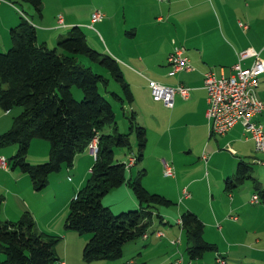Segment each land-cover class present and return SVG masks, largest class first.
Listing matches in <instances>:
<instances>
[{
    "label": "crops",
    "instance_id": "obj_1",
    "mask_svg": "<svg viewBox=\"0 0 264 264\" xmlns=\"http://www.w3.org/2000/svg\"><path fill=\"white\" fill-rule=\"evenodd\" d=\"M50 1L56 3L57 9H59V6L66 7L71 13L67 16L57 14L59 16L54 18L57 23L46 24L45 17L48 14L46 3H50ZM134 1L137 2L135 4L138 6V10L133 9L128 0H41L42 16L38 17L33 14L28 6L19 3L13 4L4 0V2L0 3V52L10 48L8 37L10 28H13L12 26L18 21L20 23L25 19L36 30L37 43L45 46L51 43L49 41L58 24L69 27L78 26L81 29L84 27L86 30H92L94 25H103L104 21L108 20V27L111 28V26L117 27L118 24L116 22L119 17L123 23L118 25L119 28L129 27L128 29H133L134 31H137L136 29L138 28V37L140 38V43H138V88L134 84L133 86L130 85L131 88L127 85L131 94L133 89L137 91L138 111L143 112L139 106V97H147L148 105L151 108V114H147L149 115L150 126L152 130L159 132L157 145L165 153V158L164 156H161V158L156 156L157 160L161 159V162L157 161V163L160 167H163V162H166L163 159H166L172 162L173 170L178 171L179 158L183 155L182 151H185L184 154L190 155L192 160L199 162L198 165L200 167L202 165L207 171L204 179L187 180L183 185L176 186V198L168 192H159L158 194L168 197V200H174L178 199L182 190L186 188L190 195L185 197L180 203L178 214L183 211L194 213L204 225V240L214 244L216 251L212 252L211 255L206 256L205 254L201 259L195 261L189 260L187 256L184 258L180 248L184 244L185 250L186 240L183 232L176 225V221L178 225L181 223L178 218L175 221L178 233L170 232L169 235H165L157 229L149 230L146 233L147 237H142V239L149 241L153 233H155L152 235L155 240L163 239L166 249L171 251L170 258L164 260L165 263L169 264L179 258H182L183 264H217V257L223 258L225 264H264V235H261L260 230V224L264 223V203L252 204L250 202L251 198L256 195L253 189L254 183L264 184V180L259 183L261 176L264 177V174L260 173L262 169L264 170V153L254 152V144L250 136L244 133L241 125L234 126L224 136L210 135L205 117L207 108L206 92L203 89L204 74L211 72L217 78L230 76L232 74L231 69L236 64L238 55L249 48H253L259 53V60L264 67V58H261V53L264 52V0ZM113 5H118L119 7L113 9ZM96 12L103 15V20L92 24L91 16ZM136 14H138V22L135 19ZM129 16L133 19L130 22L131 24H128L126 20ZM58 19H61V24L58 23ZM240 25H245L247 29L242 30ZM90 26L92 27L90 28ZM38 28H40V31ZM43 32L47 33V35H39ZM176 47L184 49V56L188 59L191 67L190 71L170 74L171 68L166 59ZM109 56L118 64L123 63L114 54ZM251 63V60H246L242 64L248 67ZM150 65H155L156 69L149 74V78H146L143 74ZM145 79H150V81L171 88L186 87L189 89V98L184 100L179 95H175L173 106L167 108L160 102L152 101ZM257 97L263 105V110L252 119V122L260 126L264 131V74L259 78ZM10 114L11 112L6 113L0 109V135L8 132L10 127L14 126L13 121L7 119ZM136 118L138 119V122L136 119V124L144 129L146 138L145 127L148 124L143 119ZM180 120H185L187 123L186 129L191 133V136L193 135L192 131L198 132L201 137L199 142L188 144L186 141L187 144H183L182 148L174 146L173 136L171 137L172 127L177 128L173 125ZM147 144L148 140L146 138L143 156ZM201 149L202 152L200 154L193 153L194 151L199 153ZM209 150L210 155L206 153ZM86 152L88 153V158H90L89 156L94 158L88 149L80 153V157L87 154ZM168 153H170V156ZM128 155L132 154L128 152L125 158L119 156L118 159L116 157L115 159L124 163L128 160ZM217 155L220 158L228 157L226 158L227 161L226 159L215 161L214 168L211 167L212 172L218 174V179L220 181L223 179V184L225 179L232 177L234 171L236 172L237 164L240 163L251 169L252 180L246 181L249 182V185H245L244 182L242 186L232 191H226L224 187L222 188L223 184L219 183L218 188L213 191L210 182L206 183L205 178H210L207 168L214 162L213 158ZM87 156L83 159H87ZM0 157L3 156L0 155ZM29 162L32 163L30 160ZM254 164L260 166L255 174L251 168ZM9 167H11L10 164H8L7 170H0V198L4 197L6 203V205L4 204V209H0V216H2L4 221H15L25 211H31V208L24 207V203L25 194H31L32 192V184L31 181L25 178L26 175L16 170L9 171ZM71 169H67V172L71 173ZM125 169L129 171V179H132V168L130 170L129 168ZM142 170L146 174V169L143 168ZM177 178L178 176L173 173V176L167 179L177 181ZM70 179L71 177H68L69 181ZM143 180L142 178L141 184ZM147 189L149 193L152 192L150 188ZM209 192L210 199H208ZM127 195L130 199L129 193ZM202 195H206V198ZM9 197L14 199H12L14 207L11 215L4 211L7 207V202L10 201V199L8 200ZM201 199L204 200L202 203L204 206L199 212L198 210L196 212L193 208L199 207L198 204L201 203L199 202ZM132 204L138 207L135 198H133ZM106 206L109 207L108 205ZM23 209L25 210L22 211ZM161 213L162 217L158 214V211L155 212L154 219L157 220L159 225L162 223L172 228L170 224H166L163 221L167 213ZM234 218L237 221H233ZM209 231L211 234H209ZM157 232L162 233L164 236L157 238ZM56 233L61 232L58 231ZM183 239L184 243H182ZM176 240H179V248H176L173 253L170 245H172L171 242ZM172 246L177 247L178 245ZM60 263L67 264L66 261H60ZM126 264L134 263L129 260Z\"/></svg>",
    "mask_w": 264,
    "mask_h": 264
},
{
    "label": "trees",
    "instance_id": "obj_2",
    "mask_svg": "<svg viewBox=\"0 0 264 264\" xmlns=\"http://www.w3.org/2000/svg\"><path fill=\"white\" fill-rule=\"evenodd\" d=\"M7 1L24 4L35 16H42L41 0ZM8 37L10 48L0 53V109L4 112L15 107L23 110L12 129L0 135V146L17 148L15 156L8 160L11 170L18 169L27 175L32 188L40 190L46 186L49 175L60 172L64 166L71 169L75 156L87 150L96 139L97 152L90 177L69 203L64 228L78 235H89L82 252L84 262L117 260L122 257V248L126 244L146 235L159 207L174 205L163 196L149 193L141 185L144 170L136 178L129 179L124 163L115 159V150H131L129 135L134 133L136 163L142 160L146 144L144 129L136 124L134 114L127 112L129 134L115 132L111 105L98 92L99 86L107 88L108 81L85 67L81 58L106 70L110 79L122 89L123 97L110 94L131 106L133 97L120 67L109 55L92 50L78 26L72 27L66 36H59L52 50L37 43L35 28L25 20L10 28ZM74 87L81 92L79 102L74 98ZM105 128L114 134L104 135ZM33 139L49 144L48 160L38 166L29 165L25 159ZM250 172L248 166L238 163L235 175L225 179L224 189L232 191L252 180ZM123 185L133 191L139 210L114 215L102 205V199L110 190ZM253 189L259 202L264 203V184L254 183ZM1 206L2 198L0 209ZM178 220L189 260H199L216 251L215 246L204 240V225L195 214L186 211ZM0 257V264H60L54 254L53 241L37 232L27 213L16 223L0 221Z\"/></svg>",
    "mask_w": 264,
    "mask_h": 264
},
{
    "label": "rangeland",
    "instance_id": "obj_3",
    "mask_svg": "<svg viewBox=\"0 0 264 264\" xmlns=\"http://www.w3.org/2000/svg\"><path fill=\"white\" fill-rule=\"evenodd\" d=\"M128 1H130L128 3L131 5L133 9L138 10V6H136L135 4L137 3L136 1L134 0H128ZM46 6L48 9V14L45 17L46 24H50V23L55 24L57 23V20H55L54 18H56L60 14H63V16H67L71 13L70 10L65 6H64L65 8L59 6V9H57V5L53 1H50V3H46ZM115 7L118 8L119 6L113 5V9H115ZM133 18H134V13H133ZM135 19L136 22H138V14H136ZM126 20L128 24H131L130 22L133 21V19L130 16L126 18ZM107 23L108 20H105L103 25L96 24L94 25V29L92 30H86L84 27H82V30L86 37L87 45L92 50L100 54H104L107 56L114 54L115 56L120 58L121 62L123 63L118 65L120 67V72L122 73V77L124 81L129 86L130 85L133 86L134 84V86L138 88V43H140L139 42L140 38L138 37V28L136 29L137 31H134L133 29H128L129 27L119 28L118 25L123 24L122 20L119 17L116 22L118 24L117 27L111 26V28H109ZM18 24L19 21L12 27H17ZM71 28L72 26L70 27L61 26L58 24L57 29H55L49 41L51 43L48 46H46V48L50 50L55 48L56 39L58 38V35L66 36L70 32ZM38 30L40 31V28H38ZM39 35L46 36L47 33L43 32L40 33ZM7 50L8 49H6V51ZM253 50L257 52L255 49ZM4 52H0V53H4ZM261 54H262L261 58L263 59L264 52ZM81 62L85 67L90 68L93 73L105 77L106 78L105 80L108 81L107 88L105 89L104 86H99L98 92L111 105L112 112L114 114L113 123L115 124V130H116L115 132L118 135L129 134V122L127 117L125 116L128 114L127 112H131L135 114L136 117L143 119L146 122V124H148L147 127H145L148 144L144 156L142 158L143 160L140 163H136L135 155L137 152V142L135 140L134 133H131L129 135V141L131 143L130 151L125 149L115 150L116 159H118L119 156L125 158V155H127L128 152H130L132 155L130 156L128 155L127 157L128 158L133 157L135 159V163L131 167L132 179L136 178L138 173H140L141 170L145 168L147 172L143 177L144 180L141 185L146 190H148L147 188H150L152 190V192H150L151 194H158L159 192H165V193L168 192L173 196H175V198H176V186L183 185L184 183H186L187 180L192 181L199 178L204 179V175L207 171L203 168L202 165L201 167L198 165L199 162L192 160L190 158V155L184 154L185 151H182L183 155L179 158V163L177 164L178 171H174L171 165L172 162L171 161L169 162L166 159L163 160H165L167 163L163 162V167H160L157 161L161 162L160 161L161 159L157 160L156 158L157 157L161 158V156H164L165 158V153L157 145V140H158L157 138L159 136L158 135L159 132L157 130H152L150 126V121L148 117L149 115L147 114H151V108L148 105L147 97L145 96L139 97V101H140L139 106L143 112L138 111V96L136 93L137 91L135 89H133L132 91V95L134 98L132 105L128 106L126 102L123 104L120 100L113 98V96L110 94V93H114L115 95L117 94L120 97H123L122 89L113 79H110L111 77L110 74L106 70L98 66L97 64L87 60L85 57L81 58ZM155 69H156L155 65H150L148 69H146V72H144L143 76L149 78V74L154 72ZM149 80L150 79H145L147 83V87ZM72 91L75 99L78 100V102L81 101V92L75 87L72 89ZM22 111L23 110L19 107L13 108L10 111L11 112L10 116L7 119L13 121L14 124L15 119L21 114ZM10 112H6V113H10ZM156 114H157V110H156ZM136 117H135V121L137 119ZM186 124L187 123L185 122V120H180L179 122H176L173 125L176 126L177 128L172 127L171 137L173 136L172 138L173 141L175 142L174 143L175 147L182 148L183 144H187V142L188 144H190L191 142L195 144L199 142V140L201 139V137L198 135V132L195 131H192L193 135L191 136V133L186 129ZM12 127L13 126H11L9 130H11ZM113 132L109 128L104 129V135L105 134L113 135L114 134ZM16 151L17 148L14 145L0 147V155L3 156L7 161L8 160L11 161V159L15 156ZM201 152L202 149L199 151V153L198 151H194L193 153L200 154ZM206 153L210 155V150L207 151ZM87 155L88 153L84 154L83 157H80V153H79L75 156L74 161L72 163V169L70 171L71 173L67 172V168L64 166L61 168L60 172L56 174L55 173L51 174L47 177L46 179L47 183L44 188H41L40 190L37 191L32 188L31 194H25L24 207L31 208V211L27 210L24 213H22V215L20 216L23 217L27 213L31 217L32 221L35 224V228L37 229V232L40 235L44 236L45 239H50L53 241L54 254L58 258V260L63 262L66 261L67 264H126L129 260L133 261L134 264H169V263H165L164 260L170 258L171 251L170 250L168 251L166 249L165 241H163V239L155 240V238H153L152 235H154L155 233H153L150 236L149 241H144L141 238L139 240H136L135 242L126 244L122 248V252H123L122 257L117 260L114 261L99 260L90 263L83 261L82 252L85 247V244L89 239V235L87 234L78 235L72 231L65 230L64 222L68 215L69 203L74 198V196L85 187V184L90 177V170L94 165V158L92 156H89L91 158L90 161V158H88ZM168 155L170 156V153H168ZM86 156L87 159H83ZM48 157H49L48 142L40 139H33L30 142L29 149L25 157V159L27 160L29 159L32 162L30 163L28 160L29 165L38 166L44 164L47 162ZM226 158L225 157L220 158L219 155L215 156L213 158L214 162H212V164H210V166L207 168L210 178L209 179L205 178V181L206 183L210 182L212 186L211 189L213 191H215L218 188L219 183L223 184V179L220 181L218 179V174L213 173L211 167L214 168L213 165L216 164V162H218L220 159L224 160ZM10 163L12 164V162ZM164 165L169 166L172 169V172L178 176L177 181H171L170 179H167V177L166 178L164 177L163 174ZM251 168L255 174L257 172V169L260 168V166L254 164L251 166ZM15 170L19 172L18 169ZM9 171H11V167H9ZM127 172L129 171L127 170ZM235 173L236 172L234 171L232 177L235 175ZM260 173L264 174V170L262 169ZM127 176L129 177V173H127ZM68 177H71L70 181L68 180ZM261 177L262 178H260L259 183H262L264 180L263 179L264 177L263 176ZM25 178L30 181L27 175L25 176ZM245 185H249V182H245ZM223 187L224 184L222 188ZM184 190L187 192V194L190 195L189 191L185 188L182 190L181 195L180 197H178V199L173 200L169 198L174 203L172 207L170 208L159 207L156 210L158 211V214L161 217H162L161 212L167 213L166 217L168 219L164 217L163 221L166 224L167 223L170 224L172 228H170L167 225H163L162 223L159 225L157 220L154 219L153 220L154 225L149 229L150 231L157 229L165 235H169L170 232L178 233V228L175 227V221L177 218L179 219L182 213L186 212L183 211L180 214H178L180 210V203H182V201L185 198L183 194ZM127 193H129L131 203ZM133 195H134L133 191L130 188H128L127 186H122L118 189L110 190L109 193L102 199V205L105 207H107L106 205H108L109 207L107 208L114 215H118L120 213H125L128 211H137L139 210V206L135 207L132 204V200L133 198H135ZM202 196L206 198V195H202ZM9 199L10 201L7 202L8 204L4 211H6L7 214L11 215L14 207V202H13L14 199L11 197H9L8 200ZM208 199H210V192L208 193ZM199 202H201L198 204L199 207L193 208L194 210H196V212L197 210L199 212L200 209L203 208L202 206H204L202 204L204 202L203 199H201ZM4 204L6 205L5 198L3 197L2 206H1L2 209H4L5 207ZM24 210L25 209H23L22 211ZM32 211L34 212L33 214ZM21 217H19V219H16L15 221H11V220L8 221L16 223L19 222ZM0 221L5 222L2 219V216H0ZM233 221H237V219L234 218ZM262 224L264 225V223L260 224V230H261V235L262 234L264 235V226ZM58 231L61 233H56ZM62 233H64V235H62ZM209 234H211L210 231ZM182 243H184V239L182 240ZM170 247L172 248L171 250L174 253L176 251V248H179V245L177 247H173L172 245H170ZM180 252L181 254H183V257L185 258L186 254L184 250V244L180 248ZM207 255H211V253L206 254V256Z\"/></svg>",
    "mask_w": 264,
    "mask_h": 264
},
{
    "label": "built area",
    "instance_id": "obj_4",
    "mask_svg": "<svg viewBox=\"0 0 264 264\" xmlns=\"http://www.w3.org/2000/svg\"><path fill=\"white\" fill-rule=\"evenodd\" d=\"M4 0H0V3ZM103 20V15L99 12L91 16V23H98ZM58 23H62L58 19ZM92 26H90L91 28ZM242 30H246L245 25H240ZM184 49L176 47L167 56V63L171 68L170 74L181 71H190L188 59L184 56ZM251 60L250 66H243V62ZM230 76L215 77L211 72L203 76V89L206 92V112L208 131L210 135L224 136L234 126L241 125L245 134L250 136L254 144L255 153H264V131L262 128L252 122V119L260 114L263 105L257 97L259 78L264 74V67L259 60V53L252 49H248L238 55L236 64L232 67ZM148 89L150 96L154 102H160L165 107L173 106V98L179 95L184 100L189 98V89L183 86L169 88L154 81H148ZM97 140L94 139L90 143L88 150L95 156L97 152ZM133 157H129L124 166H128L129 170L134 165ZM8 161L4 157H0V170L8 169ZM264 165V163H263ZM164 177L173 176L172 169L164 165ZM183 194L188 197L189 194L184 190ZM250 202L258 204L259 199L254 195ZM176 225L179 227L176 221ZM147 235V234H146ZM144 235V238L147 236ZM162 233H157V238H162ZM172 245H179V240L171 242ZM217 264H225L221 257H217ZM62 264V263H60ZM172 264H183L182 258L175 260Z\"/></svg>",
    "mask_w": 264,
    "mask_h": 264
},
{
    "label": "bare ground",
    "instance_id": "obj_5",
    "mask_svg": "<svg viewBox=\"0 0 264 264\" xmlns=\"http://www.w3.org/2000/svg\"><path fill=\"white\" fill-rule=\"evenodd\" d=\"M135 161V159H133ZM125 168H128V166H124Z\"/></svg>",
    "mask_w": 264,
    "mask_h": 264
}]
</instances>
